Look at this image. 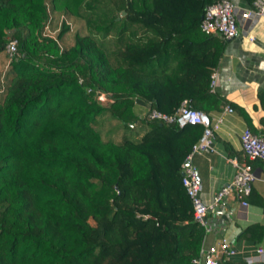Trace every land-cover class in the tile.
I'll list each match as a JSON object with an SVG mask.
<instances>
[{"label":"trees","instance_id":"1","mask_svg":"<svg viewBox=\"0 0 264 264\" xmlns=\"http://www.w3.org/2000/svg\"><path fill=\"white\" fill-rule=\"evenodd\" d=\"M212 1L49 0L88 25L65 47L29 40L11 19L15 52L0 81V264H192L204 229L181 164L202 126L137 116L132 103L165 113L183 99L204 113L235 106L210 85L227 40L199 29ZM21 8L46 16L45 0H0V51L5 17ZM257 96L264 107V89ZM105 114L123 129L119 139L95 127Z\"/></svg>","mask_w":264,"mask_h":264},{"label":"crops","instance_id":"2","mask_svg":"<svg viewBox=\"0 0 264 264\" xmlns=\"http://www.w3.org/2000/svg\"><path fill=\"white\" fill-rule=\"evenodd\" d=\"M239 7H249L246 0H236ZM239 33L226 40L219 66L215 69L212 89L226 101L240 107L248 116L246 122L235 106L224 111L227 103L208 111L212 119L220 117L214 129L212 149L193 154L190 163L196 168L200 182V194L204 201L220 187L228 183L234 165L228 160H247L240 148L239 135L247 127L252 132L264 134V107L260 104L257 91L264 89V16L253 20H241ZM228 105V104H227ZM143 108L142 101L132 104L138 116ZM253 169L249 194L242 205L232 189L226 199L207 213L210 225L203 233L200 247H206L223 236L232 243L237 252L223 264H244L247 255L255 254V247L264 249V169L260 161H248Z\"/></svg>","mask_w":264,"mask_h":264},{"label":"built area","instance_id":"3","mask_svg":"<svg viewBox=\"0 0 264 264\" xmlns=\"http://www.w3.org/2000/svg\"><path fill=\"white\" fill-rule=\"evenodd\" d=\"M264 16V0H253L249 7H239L236 0H213L205 6L204 12L199 21V29L207 34H215L225 39L235 37L239 33L238 24L240 19L253 20ZM16 41L14 38H8L5 44V52L9 57L15 52ZM215 70L210 75L211 87L215 81ZM89 90V89H87ZM94 97L101 102L106 101V93L103 91H94ZM139 100L133 99V103ZM143 108L139 112V116L152 119H159L165 122H175L178 126L186 124H200L202 131L200 136L191 144L184 159H189L193 154L200 153L212 149V140L214 137V129L220 117L216 119L210 118L207 113L190 107L186 99H183L175 111L165 113L157 110L147 102H142ZM224 111H231L232 108L225 105ZM240 148L247 160L238 161L235 157L228 158L234 165L233 175L228 183L216 190L208 201H204L200 194V182L196 168L190 162L186 165L181 164L182 175L181 184L191 202V213L193 219L198 222L204 231L209 229L210 225L207 220V213L214 210L215 206L226 199V196L233 189L236 198L242 204H246L245 197L250 192L251 181L254 178V172L250 160H259L260 166L264 169V134L252 132L245 127L240 135ZM254 255H247L244 258V264L264 261V249L255 247ZM237 252L235 246L225 237H218L215 242L200 247L198 253L191 258L192 264H223V260L229 259Z\"/></svg>","mask_w":264,"mask_h":264},{"label":"rangeland","instance_id":"4","mask_svg":"<svg viewBox=\"0 0 264 264\" xmlns=\"http://www.w3.org/2000/svg\"><path fill=\"white\" fill-rule=\"evenodd\" d=\"M46 4V16L43 17L40 13L28 10L27 8L17 9L14 13H10L5 17V22L8 28L3 31V39L10 38L12 36L11 19L24 23L26 27L32 32V36L29 40L40 42V35L50 36L56 39L59 47H65L72 43L73 35L75 32L79 34H87L88 25L85 18L78 17L74 14L66 13L63 9L51 8L49 0H45ZM124 12L121 10L119 16H122ZM65 27V29H64ZM62 32V35L58 37V34ZM114 34V31L110 32V37ZM15 37V36H14ZM17 40V38L15 37ZM42 42V41H41ZM13 56L9 57L5 52V45L0 51V81H5L7 69L9 68V61ZM133 104V103H132ZM139 116V115H138ZM117 121L108 116H99L98 123L94 124L97 129L100 130L102 138L119 139L123 129L116 130ZM144 127L145 124H142ZM92 222V220L90 219Z\"/></svg>","mask_w":264,"mask_h":264},{"label":"water","instance_id":"5","mask_svg":"<svg viewBox=\"0 0 264 264\" xmlns=\"http://www.w3.org/2000/svg\"><path fill=\"white\" fill-rule=\"evenodd\" d=\"M189 162H190L189 159H184V160H183V164H184V165L188 164ZM181 174H182V172H181ZM251 264H264V261L253 262V263H251Z\"/></svg>","mask_w":264,"mask_h":264}]
</instances>
